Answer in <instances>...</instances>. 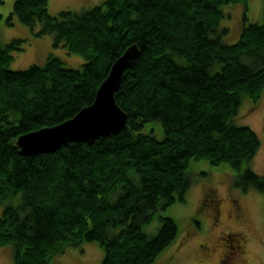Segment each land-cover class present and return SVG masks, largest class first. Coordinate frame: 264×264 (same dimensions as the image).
Returning a JSON list of instances; mask_svg holds the SVG:
<instances>
[{"label":"trees","instance_id":"trees-1","mask_svg":"<svg viewBox=\"0 0 264 264\" xmlns=\"http://www.w3.org/2000/svg\"><path fill=\"white\" fill-rule=\"evenodd\" d=\"M48 1L14 0L5 21L15 18L36 37L51 33L54 48L84 62L67 67L51 54L44 64L11 69L26 38L0 40V247L13 245L12 264H48L93 241L103 249L98 264H152L178 225L162 216L154 234L143 226L159 208L184 201L192 160L232 170L238 190L264 194V175L245 166L260 139L234 122L243 98L254 107L264 93V0L261 22L244 25L233 43L222 40V6L248 0H103L56 15ZM134 44L139 53L114 93L128 114L125 128L21 153V134L91 104L113 61Z\"/></svg>","mask_w":264,"mask_h":264},{"label":"rangeland","instance_id":"rangeland-1","mask_svg":"<svg viewBox=\"0 0 264 264\" xmlns=\"http://www.w3.org/2000/svg\"><path fill=\"white\" fill-rule=\"evenodd\" d=\"M13 2L3 0L0 5V40L6 43L14 37H20L26 38V41L22 50L12 52L13 57L9 63L11 69H24L34 63L44 64L51 54L60 57L67 67L82 65V56L69 53L61 47H53L51 33L36 37L28 26L15 18L12 24H8L5 18ZM102 2L49 0L48 10L56 15L61 10L79 11ZM262 7L263 0L224 4V18L220 24L228 30L222 40L233 43L244 25L261 22ZM38 28L37 25L34 30ZM234 122L246 124L257 133L259 149L245 166L264 175V93L254 107L249 99L243 98ZM148 125L154 128L157 138L162 137L159 122ZM221 167L211 166L205 160H192L190 185L184 193V201L159 208L152 219L144 224L143 231L148 235L157 231L162 216L172 217L178 225L177 238L152 264H219L221 259L224 260L223 264H264V194L254 188L241 192L232 185L233 171ZM204 192L210 197L200 208ZM2 209L3 205H0V214ZM13 250L12 244L0 247V264H12ZM102 255V247L93 241L68 247L48 264H98Z\"/></svg>","mask_w":264,"mask_h":264},{"label":"water","instance_id":"water-1","mask_svg":"<svg viewBox=\"0 0 264 264\" xmlns=\"http://www.w3.org/2000/svg\"><path fill=\"white\" fill-rule=\"evenodd\" d=\"M139 53L136 44L129 46L110 66L91 104L73 117L53 126L21 134L16 141L24 155L56 150L67 142H92L100 136L119 133L125 128L128 114L115 101L124 70Z\"/></svg>","mask_w":264,"mask_h":264},{"label":"flooded vegetation","instance_id":"flooded-vegetation-1","mask_svg":"<svg viewBox=\"0 0 264 264\" xmlns=\"http://www.w3.org/2000/svg\"><path fill=\"white\" fill-rule=\"evenodd\" d=\"M221 238H223L224 239V237L222 236ZM222 260V259H221ZM219 264H220V262H219Z\"/></svg>","mask_w":264,"mask_h":264}]
</instances>
